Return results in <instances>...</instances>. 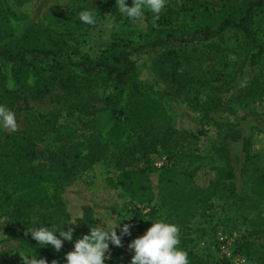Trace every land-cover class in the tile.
<instances>
[{
    "label": "rangeland",
    "instance_id": "1",
    "mask_svg": "<svg viewBox=\"0 0 264 264\" xmlns=\"http://www.w3.org/2000/svg\"><path fill=\"white\" fill-rule=\"evenodd\" d=\"M9 2L19 16L37 15L27 43L54 46L66 40L77 47V58H98L120 37L139 40L141 34V40H146L153 36L154 28L180 35L217 26L236 13L230 11L237 0H165L158 16L145 9L139 21L117 12L116 0ZM127 3L131 6L133 0ZM83 9L94 11L95 24L79 21ZM110 23L112 27H108ZM251 28L264 44V7L255 13ZM6 29L0 19V34ZM245 39L242 31L231 27L208 41L192 45L171 41L134 56L137 80L175 100L182 109L176 128H171L143 97L132 98L131 107L122 112L117 108L120 95L114 85L67 83L63 73L46 66L45 94H24L11 104L0 91V105L11 109L17 118L15 132L0 127V153L9 136L31 138L44 172L69 186L65 196L72 214L79 215L81 207L90 204L101 225L102 219L113 226L125 219L121 226L130 225L131 241L145 234L152 224L149 219L164 217L179 227L180 236L208 264H264V58L248 94L236 98L234 86L245 54ZM115 113V129L124 132L131 127L135 131L127 142L102 138L107 119ZM148 115L143 124V116ZM195 121L204 131L226 140L235 170V178L223 181L219 194L210 201L204 199L198 185L213 177L212 172L202 168L197 184L187 173L201 149L192 131ZM58 162H67L69 171ZM28 166L19 160L13 168L26 174ZM141 170H146L155 184L154 202L160 206L159 213L152 215L148 208L145 217L137 214L120 185L123 172ZM19 183L20 178L15 177L3 185L0 198H5L6 192L13 193ZM13 205H19L20 210L13 211ZM115 207L120 215L113 213ZM0 209L4 210H0V264H25L18 242L10 238L17 225L28 237L27 228L41 216L49 227L51 223L62 226L60 215L46 205L40 193L28 200L18 197L11 205L0 202ZM28 211L31 214L25 227L21 220ZM143 220L145 226H139ZM189 220L190 226L186 224ZM77 222L70 227L82 235L86 228ZM220 236L225 237L230 255L222 252ZM131 251L127 247L112 262L109 249L105 262L124 264Z\"/></svg>",
    "mask_w": 264,
    "mask_h": 264
},
{
    "label": "trees",
    "instance_id": "2",
    "mask_svg": "<svg viewBox=\"0 0 264 264\" xmlns=\"http://www.w3.org/2000/svg\"><path fill=\"white\" fill-rule=\"evenodd\" d=\"M263 7L264 0H237L230 11L236 13L225 17L217 26L199 27L191 33L180 35L167 28H154V34L149 39L141 40V34L138 36L139 40L120 37L119 42L112 44L98 58H77L79 56L77 47L66 40L54 46L27 43L29 33L36 27L37 15L19 16L13 10L9 0H0V19L7 28L4 33L0 34V91L11 104L17 103L24 94L35 96L45 94L48 88L44 85V78L46 66H49L50 70L63 73L67 83L80 81L86 84L114 85L120 95L117 108L122 112L131 107L132 98L143 97L147 103L153 105V110L160 112L171 128H176L177 120L183 112L182 109L177 106L175 100L157 93L150 86L143 85L137 80L138 65L134 56L142 55L151 49L165 47L171 41H177L182 45L196 44L201 40L208 41L227 29L235 27L246 37L245 54L234 86V96L241 98L248 94L251 86L256 82L257 70L264 58V44L251 28L255 13L260 12ZM149 116H143V124ZM115 117L116 113L107 119L102 138L107 141L119 138L120 141L127 142L135 135V131L131 127L124 132L115 129ZM195 122V130L192 131L200 141L201 149L200 153L191 160L187 173L197 184L196 177L202 168L212 172L213 177L204 184L198 185L204 199L210 201L219 194L223 181L235 178V170L231 164L226 140L217 133L204 131L200 124ZM19 160L29 163V166L25 168L26 174L17 173L13 168ZM59 164L67 167L69 171L67 162H58ZM44 168V164L40 163L36 144L31 138L19 135L9 136L0 153V190L3 185H8L15 177L20 178V183L13 193L6 192L5 198H0V202H7L11 205L18 197L28 200L33 194L40 193L46 205L60 215L61 221L75 219L82 223L86 228L82 234L89 232L90 224L101 226L97 218H93L96 216V209L93 205L84 204L79 215L72 214L65 196L69 186L63 185L56 177L45 173ZM120 185L135 206L139 216L145 217L148 208L151 210L150 215L159 213L160 206L154 202L156 186L146 170L123 172ZM20 208L19 205H13V211L18 212ZM114 212L120 215L116 207ZM29 214L31 213L28 211L22 216L21 222L23 221L25 227H28L26 222H28ZM45 221L43 216L37 220L39 223ZM190 221L186 222L188 226H190ZM145 222L144 220L138 222V225L144 227ZM70 226L73 225L66 223L65 230ZM117 234H120L119 228ZM79 236L81 235L78 234V230H75L73 241H65L60 251H56L51 245H38L37 241L24 235L18 225L10 238L18 242L21 253L31 251L35 254L36 252L37 258L45 260L47 264H65V255L73 249L74 242ZM130 241L131 237L124 235L121 246L109 244V249L113 253L112 262L116 254L122 253L129 247ZM180 247L187 251L189 264H208L189 247L185 237L180 236ZM133 255V250L126 254L124 264H130ZM109 263L105 262V264Z\"/></svg>",
    "mask_w": 264,
    "mask_h": 264
},
{
    "label": "clouds",
    "instance_id": "3",
    "mask_svg": "<svg viewBox=\"0 0 264 264\" xmlns=\"http://www.w3.org/2000/svg\"><path fill=\"white\" fill-rule=\"evenodd\" d=\"M164 7L165 0H133L131 6L127 0H116L117 12L130 21L142 20L145 9L158 16ZM78 19L81 23L88 25L96 22L95 13L90 9L81 10ZM108 27H112V24L110 23ZM0 127L11 132L17 130L15 113L4 105H0ZM96 217L98 216H93V218ZM124 220L115 226L103 219L101 226L90 224L89 232L76 239L73 249L66 253L65 264H105V253L109 249V244L121 246L122 237L131 235L129 224L125 223L121 227ZM149 220L152 224L145 234L133 239L129 244V248L134 252L130 264H189L187 251L180 247L179 227L164 217ZM61 223L62 226L51 223L49 227L45 223L36 222L27 228V233L38 242V245H51L56 251H60L65 241H73L75 232L73 227L65 230L64 225L66 223L77 225L78 222L72 219ZM118 228L120 229L119 235L117 234ZM20 255L25 264H41V262L47 264L45 260L37 258L36 252L33 254L31 251H26Z\"/></svg>",
    "mask_w": 264,
    "mask_h": 264
},
{
    "label": "built area",
    "instance_id": "4",
    "mask_svg": "<svg viewBox=\"0 0 264 264\" xmlns=\"http://www.w3.org/2000/svg\"><path fill=\"white\" fill-rule=\"evenodd\" d=\"M219 239H220V248H221L222 252L230 255L229 254V245L227 244L225 237L220 236ZM236 264H240V263L237 262Z\"/></svg>",
    "mask_w": 264,
    "mask_h": 264
}]
</instances>
